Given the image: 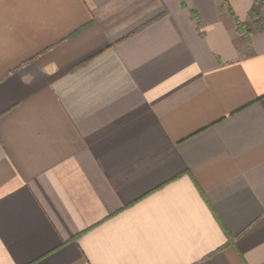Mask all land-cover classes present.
Instances as JSON below:
<instances>
[{
  "label": "crops",
  "instance_id": "1",
  "mask_svg": "<svg viewBox=\"0 0 264 264\" xmlns=\"http://www.w3.org/2000/svg\"><path fill=\"white\" fill-rule=\"evenodd\" d=\"M252 11L0 0V264H264Z\"/></svg>",
  "mask_w": 264,
  "mask_h": 264
},
{
  "label": "trees",
  "instance_id": "2",
  "mask_svg": "<svg viewBox=\"0 0 264 264\" xmlns=\"http://www.w3.org/2000/svg\"><path fill=\"white\" fill-rule=\"evenodd\" d=\"M259 6L264 9V0H257ZM249 18L253 23V26L256 31L262 32L264 31V16H261L260 14H257L255 11L250 12ZM238 27L242 30H244V24L241 23L239 20L237 21ZM245 33H248L247 30H245Z\"/></svg>",
  "mask_w": 264,
  "mask_h": 264
}]
</instances>
